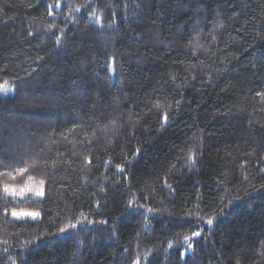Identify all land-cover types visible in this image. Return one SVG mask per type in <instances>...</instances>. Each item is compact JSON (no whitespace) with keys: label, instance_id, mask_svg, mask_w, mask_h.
Wrapping results in <instances>:
<instances>
[{"label":"trees","instance_id":"trees-1","mask_svg":"<svg viewBox=\"0 0 264 264\" xmlns=\"http://www.w3.org/2000/svg\"><path fill=\"white\" fill-rule=\"evenodd\" d=\"M5 82L0 264H264V0H0Z\"/></svg>","mask_w":264,"mask_h":264},{"label":"snow or ice","instance_id":"snow-or-ice-1","mask_svg":"<svg viewBox=\"0 0 264 264\" xmlns=\"http://www.w3.org/2000/svg\"><path fill=\"white\" fill-rule=\"evenodd\" d=\"M59 7V4L56 5ZM99 19V18H97ZM175 79V77H173ZM5 84H0V94L7 95L9 92V88L6 87ZM165 120H167V116H165ZM139 152V150H137ZM122 171V169H121ZM28 172V167H17L14 172H3L0 173V176H6L8 179L0 183V199H3L7 205L9 202L8 198H11V202L15 203L19 200H24L27 198L28 200H31L33 196L37 197H43L44 191H43V185L44 180H39V187L34 186L32 181L34 180V177L32 175H28L25 180H18V177H23L25 173ZM151 211V209H149ZM9 208L5 206L4 213L5 216L8 215ZM39 213L34 211H25V210H17L16 208L11 209V216L15 220H25V218H30L32 221H37L39 219ZM212 219L207 220V224H212ZM70 227H75V225L70 224ZM60 232H64L65 228L61 227L59 229ZM193 235H199L198 232L193 233Z\"/></svg>","mask_w":264,"mask_h":264},{"label":"rangeland","instance_id":"rangeland-1","mask_svg":"<svg viewBox=\"0 0 264 264\" xmlns=\"http://www.w3.org/2000/svg\"><path fill=\"white\" fill-rule=\"evenodd\" d=\"M10 91H11V89L9 90L8 94H10V93H11ZM8 94H7V95H8ZM0 95H3V94H0Z\"/></svg>","mask_w":264,"mask_h":264}]
</instances>
